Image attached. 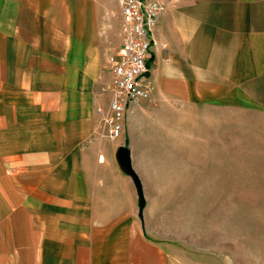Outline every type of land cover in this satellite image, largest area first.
<instances>
[{
    "label": "crops",
    "instance_id": "1",
    "mask_svg": "<svg viewBox=\"0 0 264 264\" xmlns=\"http://www.w3.org/2000/svg\"><path fill=\"white\" fill-rule=\"evenodd\" d=\"M161 1L152 96L112 139L98 108L122 40L119 0H0V264H179L146 212L174 200L198 162L213 165L201 139L215 136L220 159L230 122L264 117V0Z\"/></svg>",
    "mask_w": 264,
    "mask_h": 264
},
{
    "label": "rangeland",
    "instance_id": "2",
    "mask_svg": "<svg viewBox=\"0 0 264 264\" xmlns=\"http://www.w3.org/2000/svg\"><path fill=\"white\" fill-rule=\"evenodd\" d=\"M235 123L227 138L217 137L226 139L222 158L215 136L201 139L213 165L198 162L181 176L174 200L150 201L158 208L146 212L150 236L181 248L179 264H264V117ZM141 164L135 153L139 171Z\"/></svg>",
    "mask_w": 264,
    "mask_h": 264
},
{
    "label": "built area",
    "instance_id": "3",
    "mask_svg": "<svg viewBox=\"0 0 264 264\" xmlns=\"http://www.w3.org/2000/svg\"><path fill=\"white\" fill-rule=\"evenodd\" d=\"M165 6L161 0H119L122 40L108 59L109 79L103 86L107 106L98 108L108 138L122 136L130 106L152 96L149 62Z\"/></svg>",
    "mask_w": 264,
    "mask_h": 264
},
{
    "label": "water",
    "instance_id": "4",
    "mask_svg": "<svg viewBox=\"0 0 264 264\" xmlns=\"http://www.w3.org/2000/svg\"><path fill=\"white\" fill-rule=\"evenodd\" d=\"M116 158L122 170L126 174L131 176V178L133 179L139 198V215L141 218H143L144 209L146 206V198H145L141 178L133 166L130 147L128 145L119 146L116 152Z\"/></svg>",
    "mask_w": 264,
    "mask_h": 264
}]
</instances>
